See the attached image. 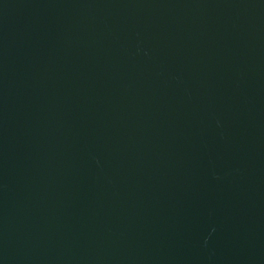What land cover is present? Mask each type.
<instances>
[{
    "label": "water",
    "instance_id": "obj_1",
    "mask_svg": "<svg viewBox=\"0 0 264 264\" xmlns=\"http://www.w3.org/2000/svg\"><path fill=\"white\" fill-rule=\"evenodd\" d=\"M0 264H264V0H0Z\"/></svg>",
    "mask_w": 264,
    "mask_h": 264
}]
</instances>
